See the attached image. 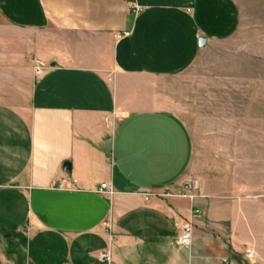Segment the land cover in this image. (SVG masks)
<instances>
[{"label":"crops","instance_id":"1","mask_svg":"<svg viewBox=\"0 0 264 264\" xmlns=\"http://www.w3.org/2000/svg\"><path fill=\"white\" fill-rule=\"evenodd\" d=\"M0 20L30 35L0 79V264H238L173 107L236 0H0Z\"/></svg>","mask_w":264,"mask_h":264},{"label":"rangeland","instance_id":"2","mask_svg":"<svg viewBox=\"0 0 264 264\" xmlns=\"http://www.w3.org/2000/svg\"><path fill=\"white\" fill-rule=\"evenodd\" d=\"M236 2V32L176 79L173 107L191 135L192 187L227 220L238 264H264V0ZM21 38L0 20L2 80L21 64Z\"/></svg>","mask_w":264,"mask_h":264},{"label":"built area","instance_id":"3","mask_svg":"<svg viewBox=\"0 0 264 264\" xmlns=\"http://www.w3.org/2000/svg\"><path fill=\"white\" fill-rule=\"evenodd\" d=\"M140 9L138 7H134L135 13H137ZM107 184H101L99 192L103 190H108ZM180 235L177 239V242L180 246L188 248L191 244L192 240V224L189 220H185L180 225ZM246 254H249V252L246 251ZM109 254L107 252H100L98 255V262L100 264H106L109 262Z\"/></svg>","mask_w":264,"mask_h":264},{"label":"water","instance_id":"4","mask_svg":"<svg viewBox=\"0 0 264 264\" xmlns=\"http://www.w3.org/2000/svg\"><path fill=\"white\" fill-rule=\"evenodd\" d=\"M204 43H205L204 38H199V39H198V46H199V47H202V46L204 45ZM68 168H69V164L65 163V164L63 165V171H67ZM185 188L187 189L188 186H185Z\"/></svg>","mask_w":264,"mask_h":264}]
</instances>
